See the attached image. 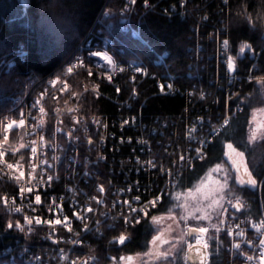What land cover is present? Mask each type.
<instances>
[{"label": "built area", "instance_id": "obj_1", "mask_svg": "<svg viewBox=\"0 0 264 264\" xmlns=\"http://www.w3.org/2000/svg\"><path fill=\"white\" fill-rule=\"evenodd\" d=\"M125 1L119 13L126 18L127 26H120L141 39L137 21L133 26L129 22L134 0ZM155 3L142 0L141 5L151 9L156 6ZM164 13L182 20L194 17L192 8L186 6L184 0L177 1L176 6L169 4ZM99 15L94 22L105 27L107 24L99 20H104L105 16ZM199 15L196 23L190 26L192 35H189L190 42L185 47L188 52L186 75L194 79L187 93L190 96L195 94L196 100L208 97L213 108L205 105L204 113L185 116L180 124L179 135L174 132L178 127L175 119H168V132L174 136L172 141L164 142L163 152L171 153V157L160 154L159 158L163 162L156 161L151 142L155 139L159 143L158 138L163 136L164 131L142 120L140 105L143 100L136 106L134 104L137 85L145 78H155L157 94L171 95L177 90L174 75L169 71L166 61V50L153 49L141 39L150 50L153 65L158 67V70L151 69L138 52L127 47L117 36L115 41L113 35L99 32L101 29L98 28L97 35L93 37L90 28L56 67L39 76L28 75L20 83L10 106L0 111V151L4 153L3 162L0 163V184L3 187L0 197L8 200L7 204L0 202V214L4 216L0 239L6 236L4 240H7L0 247V264H95L101 256L111 264H116V256L108 249L122 244L118 242L122 234L126 237L125 241L128 239L125 232L116 230L136 223L135 220L131 224L125 222L124 216L129 209L124 202L128 201L139 209L157 197L160 201L174 185L176 177L200 160L194 159L190 166L184 167L185 161L181 157L196 156L198 148L205 153L203 142H206L207 147L225 126V119L229 121L241 111L235 89L242 85L252 87L263 84L260 78H264V31L258 46L246 49L244 53L238 51L244 61L238 63L235 60L234 69L229 71L226 61L229 56H233L221 46L222 41L226 40L225 26H218L215 21L211 23L207 14ZM217 18L221 22V17ZM208 21L211 26L210 37L203 55L200 52L203 44L200 42L199 30L202 23ZM115 43L117 45L112 47ZM18 49L25 52L22 46ZM202 56L213 62L214 67L212 78L206 80L205 77L204 85L198 70L203 65L200 63ZM76 73L87 76L81 82L78 81L80 85L77 91L70 89ZM92 74L99 81L110 84L113 97L108 98V94L101 91L96 82L89 80ZM192 87H195V92ZM123 90H126V94L120 97ZM86 94L104 96L116 106V114L103 117L82 113L81 100ZM190 105L195 103L191 102ZM21 119L24 120L22 125L19 123ZM154 121L157 124V117H154ZM158 122L161 126L167 125L166 120ZM57 128L60 131H56ZM190 129L194 131L190 132ZM33 146L37 149L35 155L31 151ZM107 147L115 153L106 152ZM167 159L168 165L165 163ZM149 161L155 166L150 167ZM7 164L13 167L7 168ZM144 168L157 173L153 175L159 178L154 191L150 181L142 182L140 174ZM49 176L53 177L52 181H48ZM100 187L104 189L103 192L97 191ZM36 194L41 196L39 205L35 204ZM134 197L139 199L133 201ZM99 200H103V203H97ZM29 202L32 203L31 208L28 207ZM49 205L62 208L63 215L71 221V231L61 225H55L53 230L43 223L45 220H55L60 215L59 209L49 211ZM16 206L22 207L24 214L39 218L42 223H34V230L27 234L8 228L9 220L24 223L23 214L9 211ZM224 207L227 211L221 217L224 220L221 225L223 231L215 233V229L211 230L214 238H224L223 264H261L262 249L258 245L264 235L252 225L264 220V206L257 217L241 214L243 209L236 212L228 207L227 202ZM88 208L92 211L88 212ZM152 208L149 206L147 211ZM74 213L86 218L82 222L75 218ZM143 216L144 213H139L136 219L140 220ZM237 224L240 228L236 227ZM230 226L233 228L231 236L227 235ZM240 229L244 230V237L236 235ZM98 241L102 250L96 243ZM234 243H241V248H234ZM249 255L253 256L251 261L246 259Z\"/></svg>", "mask_w": 264, "mask_h": 264}, {"label": "trees", "instance_id": "obj_2", "mask_svg": "<svg viewBox=\"0 0 264 264\" xmlns=\"http://www.w3.org/2000/svg\"><path fill=\"white\" fill-rule=\"evenodd\" d=\"M125 0H63V6L67 9V13L71 19V29L67 36L63 39L54 38L50 34L55 31L60 23V14L62 9L59 0H0V111L6 109L11 104V98L18 91L19 85L28 75H42L63 61L72 50L74 44L92 28L90 35L95 37L97 24L95 18L99 15L100 10H106L108 17L116 21L118 11L125 3ZM156 2V6L151 9L142 7V0H134L133 8L130 13V25L138 27L139 37L153 49L158 51L166 50V61L169 71L174 75V82L177 90L173 94H157L154 87L155 78L143 79L136 88V102L134 106L143 100L140 105L141 118L146 124H152L156 128H161L164 133L158 139L159 143L154 139L151 142V150L156 161H162L159 158L171 157L170 154L163 152L164 142L172 141L174 134L168 132L170 125L169 118L175 119L178 127L174 132L181 134L180 124L185 116L195 115L203 112L204 106L213 108L208 101V97L203 100H196L195 94L190 96L187 89L193 78L186 75L188 52L186 45L190 42L189 35H192L190 26L196 23L200 18L199 14H207L211 23L215 21L217 25L225 26V38L229 42L228 53L238 62L242 63L244 58L239 57V48L242 44H248L255 48L262 40L261 34L264 31V0H227V3L221 0H184L186 6H190L193 10L194 17L185 20L179 19L175 15H165L169 4L177 5L179 0H148L149 3ZM44 3L46 7L39 13L38 7L40 3ZM164 10V11H163ZM197 15V16H196ZM199 15V16H198ZM251 16V22L248 16ZM221 17V22L218 21ZM195 19V20H194ZM115 23V22H113ZM210 22L202 23L199 30L201 36L203 55L206 51L207 42L210 37ZM114 34L130 49L139 53L147 62L149 68L158 70L153 65L150 50L141 41L140 38L133 35L129 30H119L112 28ZM19 46L25 50L21 52ZM209 49V48H208ZM239 51V53H238ZM200 63L202 68L199 74L202 75V84L204 85L205 77L212 78L213 62L206 60L202 56ZM11 61V64H8ZM220 68V67H219ZM70 83L71 90H78L79 82L84 78L82 73H76ZM92 78V79H90ZM89 80L96 82L101 91L108 94V98L113 97V90L109 83L99 81L95 75L89 77ZM79 81V82H78ZM195 82V81H194ZM197 85V84H196ZM126 87V86H125ZM204 87V86H203ZM195 92V87L191 88ZM236 99L241 105V111L229 119V123L212 139L207 145L204 159L195 162L192 167L182 171L175 179V183L169 192L162 196L161 200L154 208L147 211V215L141 217L139 223L119 228L116 231H123L127 234L128 239L118 247H111V251L116 257L125 254L144 252L148 248L149 240L152 236L150 219L155 215L167 210L169 203V193L179 187H188L190 182L200 173V171L210 164L224 161V153L226 145L232 143L235 148L244 152L246 163L249 170L258 181H262L264 174V144L263 138L252 143L248 142L247 130L249 127V118L252 106H264V83L262 85H242L235 89ZM126 90L122 91L120 97L125 96ZM220 96V95H219ZM104 96H93L86 94L82 100V113L94 114L97 116H114L116 114V106ZM134 102V101H133ZM195 105H190V103ZM186 111V112H185ZM204 113V112H203ZM157 117V124L154 121ZM158 120H166V127L161 126ZM264 131V129H263ZM106 152L114 154L115 152L108 147ZM145 155H148L144 153ZM170 159V158H169ZM169 159L165 162L169 164ZM134 165V164H133ZM156 171L144 168L140 177L142 182L150 181L151 186L159 182L157 176H153ZM150 176V177H148ZM230 189H234L233 194L239 197L247 205L241 214L257 217L263 210L264 192L262 184L256 188H250L247 185H235L233 182L229 184ZM4 186V185H3ZM148 191V189L146 188ZM3 191L0 184V193ZM228 191V189H227ZM225 206V205H224ZM4 216L0 214V237L2 236ZM109 231L106 232V234ZM210 236L212 235V232ZM106 235H104V238ZM0 239V247L7 240ZM102 242V240H100ZM99 241L101 250L102 246ZM224 238L217 237L209 241L208 247V264H223L222 248ZM95 264H111L102 256ZM158 264H184L182 254L178 251L172 257L162 260Z\"/></svg>", "mask_w": 264, "mask_h": 264}, {"label": "snow or ice", "instance_id": "obj_3", "mask_svg": "<svg viewBox=\"0 0 264 264\" xmlns=\"http://www.w3.org/2000/svg\"><path fill=\"white\" fill-rule=\"evenodd\" d=\"M225 3H227V0H225ZM249 21L251 22L252 17L249 15L248 16ZM222 48L224 50H227L229 48V42L228 40L222 41L221 44ZM250 45L248 44H242L239 51L240 53H244L246 49H250ZM227 67L229 71H232L235 67V59L231 56L227 58ZM260 82L264 83V78H260ZM171 87V86H169ZM262 113H264V110H260ZM256 119V113L253 114V120L255 121ZM19 123L22 125L24 124V120L21 119ZM127 123V121H125ZM229 123L228 119H225L224 124L227 125ZM264 129V124L257 123L255 128H250L249 130V136H248V142L252 143L258 138H264V131H261ZM56 131H60L59 128L56 129ZM194 130L190 129V132ZM214 131H217L214 129ZM258 132H260V135L258 136ZM6 139V137H5ZM89 143H91V140H89ZM143 143V142H141ZM35 144V142H33ZM204 147L206 148V142H203ZM23 147V145H21ZM227 152H225V155L228 157V160L231 161V166L235 170V177L234 180L236 183L239 185H247L252 188H256L260 184H264V180L258 181L256 177L253 175L252 171L249 170V167L247 163L245 162V156L243 151H238L237 148L233 146L232 143H228L226 145ZM32 153L35 155L37 149L35 146L31 147ZM3 151H0V163L3 162ZM205 153L201 151L200 148L196 150V156L194 157H181L182 160L185 161L184 167L190 166L192 160L194 159H204ZM23 158V157H21ZM53 159H57V157H53ZM41 163H44V161H41ZM150 167H154V163L152 161L148 162ZM13 167L12 164H7V168L11 169ZM51 167V166H49ZM34 170V168H33ZM221 171H226L225 169L222 168L221 165H216L215 168L211 169L209 174L206 175L205 179L200 182V184L195 185L193 190L189 191L188 193H177L175 196V199L177 201H180L181 198L183 197V202L180 204H177V207H181L184 210L185 215H182L180 217L181 220H187L189 217L193 220H200V221H208L207 226H197L195 228H189L186 230V235H191L195 233V242L196 245L199 247L195 248V252L198 254L196 258H198L201 262V264H207V249L209 247V241L213 239V236L207 235L209 228L215 229V233H220L223 231L221 225L224 224V220L221 219L223 216L224 212L227 211V209L224 207V201L225 198L227 197V205L230 208H233L236 212L241 211V209H244L247 207L245 202L239 197L237 194L234 193V189L228 188V176H224L223 178V183L220 181H216L215 183L217 184V188L214 189L212 192L205 191V181L210 178L211 173L214 172H221ZM18 179V178H17ZM53 177L49 176L48 181H52ZM45 181H39V183H44ZM228 189L227 192L224 190ZM30 191V190H29ZM98 192H103L104 189L102 187L97 189ZM131 191V189H129ZM24 189L21 190V194L23 195ZM62 199V198H61ZM95 199V197H93ZM139 197H134L133 201L138 200ZM190 200H194L195 204H190ZM159 197L156 198L154 201H149L148 204H145L141 206L139 209L135 208L132 206L131 203L128 201H125L124 204L127 205V208L129 209V212L127 215L124 216L125 222L126 223H133L135 220L136 223H139V220L136 219V216L139 213H144L147 215V209L149 206L155 207L156 203H158ZM203 201H207V204H204ZM0 202H3L5 204L8 203V200L6 197H0ZM41 203V196L36 194L35 195V204L39 205ZM97 203H103V200L97 201ZM53 204H55V201H53ZM115 206V205H114ZM28 207H32V203L29 202ZM49 211H55L56 209H59L60 215L57 217L55 220H45L43 221L44 224L49 225L53 230L55 225H61L62 227L66 228L67 230L71 231V221L63 215V210L60 208L59 205H55V208L53 206L49 205ZM9 211H15L17 213L23 214V219L24 223L21 224L19 220L13 222L9 220L7 222V227L8 228H15L21 232H31L34 230L33 224L35 223L36 225H39L42 223V221L37 218V217H30L26 214L23 213V208L20 206H16L14 208H10ZM88 212H91L92 209L88 208ZM172 209H169V216L167 219L170 220H175V217L171 215ZM199 213V215H197ZM75 218L78 220H83L86 218L84 216H81L79 214L74 213ZM123 215V213H122ZM215 215L217 217V221L213 222L212 217ZM166 219L165 217H158V216H153L152 217V222L154 224H160ZM258 233H261L264 235V232H262V229H264V220L260 221L259 223L253 224L252 225ZM87 227V226H85ZM237 228H240V225H236ZM171 229V225H169L168 229H165L164 231H169ZM164 231L160 233V235L155 236L153 238V245L155 246V254L157 258H162V259H167L169 255H171V249L165 252L159 251V245L157 244V241H159L160 244H166L168 243L167 239H162L164 236ZM233 234V228L230 226L227 230V235L231 236ZM237 236L244 237L245 232L243 229H240L238 232H236ZM126 237L122 234L121 236L118 237V242L123 243L125 241ZM183 240V236L180 238ZM73 243H79V241H73ZM250 243V242H249ZM262 250L260 252V261L261 264H264V239L259 241L258 245ZM173 248L175 245L172 246ZM233 247L236 249L241 248V243H234ZM189 251H192L193 245L189 244L188 245ZM203 249V251L201 250ZM193 257L186 255L185 259H192ZM124 259V258H121ZM128 260H131V258H127ZM248 261H251L253 259V256L249 255L246 258Z\"/></svg>", "mask_w": 264, "mask_h": 264}, {"label": "rangeland", "instance_id": "obj_4", "mask_svg": "<svg viewBox=\"0 0 264 264\" xmlns=\"http://www.w3.org/2000/svg\"><path fill=\"white\" fill-rule=\"evenodd\" d=\"M126 3V1H124ZM102 10L104 11L103 14L101 15ZM100 15L101 17L105 16V19L99 18L100 22H105L107 25L105 27H100L101 30L99 32L106 33L108 35H113V38H116L115 41H117V37L114 34V31L112 28L114 25L116 28L119 30H125V27L127 26V23L125 22L124 17H122L118 11L117 19L114 21L113 19L108 17V14L105 9H101ZM106 13V14H105ZM99 15V16H100ZM115 22V23H113ZM130 22V21H129ZM123 24L125 27H121L120 25ZM120 40V39H119ZM118 43V42H117ZM119 44V43H118ZM117 44L115 43L112 47L116 46ZM24 80V79H23ZM22 80V81H23ZM21 81V82H22ZM252 111L250 114L249 118V127L247 130V139L249 136V130L250 128H255L257 123L264 118V113H262L260 110H264V106H252L251 107ZM256 113V119L255 121L253 120V114ZM262 131V130H261ZM260 135V132H258V136ZM260 138H258L255 141H258ZM238 150V149H237ZM227 148L225 149V152H227ZM240 151V150H238ZM246 162V158H245ZM216 165H221L223 169L226 171H221V172H214L211 173V176L209 179L205 181V191L212 192L214 189L217 188V184L215 183L216 181H220L223 183V178L224 176H228V184L230 182H233L235 185H239L238 183L235 182L234 177H235V170L231 166V161L228 160V157L224 153V161L219 162V163H214L210 164L209 166H206L203 168L200 173L190 182L188 187L184 188H175L169 193V203H168V208L166 211L155 214L154 216L158 217H165L164 221L160 224H154L152 222V218L150 219V226L152 230V236L149 240L148 243V248L144 252H137V253H131V254H125V255H120L116 259V264H158L161 262L162 258H157L155 254V246L153 245L152 241L155 236L160 235L162 231L165 229H168L169 225H171V229L169 231H164V236L162 239H167L168 243L166 244H160L159 241H157V244L159 245V251L165 252L171 249V255L169 257H172L176 252H180L183 257L184 249L186 245H188L191 242V239L186 238L185 236V230L188 226H207L208 221H200V220H193L190 217L187 220H181L180 217L182 215H185L183 208L177 207V204H180L183 202V197L181 198L180 201H177L175 199V196L177 193H188L189 191L193 190L195 185L200 184L202 180L205 179L206 175L209 174L210 170L215 168ZM240 186V185H239ZM229 187V185H228ZM227 192V189L224 190ZM227 202V197L225 198L224 205ZM190 204H195L194 200H190ZM204 204H207V201H203ZM169 209H172L171 215L175 217V220H170L167 219L169 216ZM199 215V213H197ZM213 222L217 221V217L213 215L212 217ZM210 232V231H209ZM207 233V235H211V233ZM181 236H183V240H181ZM209 243V242H208ZM175 245L173 248L172 246ZM208 250V249H207ZM131 258V260H128L127 258ZM124 258V259H121Z\"/></svg>", "mask_w": 264, "mask_h": 264}, {"label": "clouds", "instance_id": "obj_5", "mask_svg": "<svg viewBox=\"0 0 264 264\" xmlns=\"http://www.w3.org/2000/svg\"><path fill=\"white\" fill-rule=\"evenodd\" d=\"M60 7L62 9V12L60 14L61 23L58 26V28L55 31H49L51 35H53L54 38H60L63 39L67 36L69 30L71 29V19L69 14L67 13V9L63 6V0H59ZM46 5L44 3H40L38 7L39 13H41Z\"/></svg>", "mask_w": 264, "mask_h": 264}, {"label": "water", "instance_id": "obj_6", "mask_svg": "<svg viewBox=\"0 0 264 264\" xmlns=\"http://www.w3.org/2000/svg\"><path fill=\"white\" fill-rule=\"evenodd\" d=\"M195 227H196V226H188V227L186 228V230L189 229V228H195ZM186 230H185V233H186ZM195 235H196L195 233H193V234H191V235H186V234H185L186 238H188V239L195 238ZM191 245H193V249H192V251H189L188 246L185 247V249H184V253H183V259H184L188 264H201L200 260H199L198 258H196L198 254L195 252V248H196V247H199V246L196 245V242L191 243ZM201 250L203 251V249H201ZM207 253H208V252H207ZM186 255L191 256V257H193V258H192V259H185V256H186ZM207 259H208V257H207Z\"/></svg>", "mask_w": 264, "mask_h": 264}, {"label": "flooded vegetation", "instance_id": "obj_7", "mask_svg": "<svg viewBox=\"0 0 264 264\" xmlns=\"http://www.w3.org/2000/svg\"><path fill=\"white\" fill-rule=\"evenodd\" d=\"M259 123L264 124V118L262 119V121L260 120ZM262 131H263V129H262Z\"/></svg>", "mask_w": 264, "mask_h": 264}]
</instances>
